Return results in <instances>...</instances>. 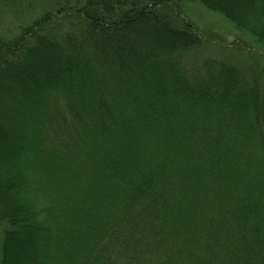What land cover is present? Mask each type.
Listing matches in <instances>:
<instances>
[{
    "label": "trees",
    "instance_id": "1",
    "mask_svg": "<svg viewBox=\"0 0 264 264\" xmlns=\"http://www.w3.org/2000/svg\"><path fill=\"white\" fill-rule=\"evenodd\" d=\"M187 1L264 49L228 0H82L0 33V264L22 240L35 264H264L262 77L189 72Z\"/></svg>",
    "mask_w": 264,
    "mask_h": 264
},
{
    "label": "rangeland",
    "instance_id": "2",
    "mask_svg": "<svg viewBox=\"0 0 264 264\" xmlns=\"http://www.w3.org/2000/svg\"><path fill=\"white\" fill-rule=\"evenodd\" d=\"M228 1L231 6L236 9L239 8L245 18L253 19L257 23L264 21V6H262L264 0ZM81 2L82 0H13L5 4L2 3L0 33L5 40H13L20 35L23 28L33 27L48 14H56L62 8H77ZM183 7L184 15L181 14L179 18L194 25L203 40L200 48L185 54L183 57V64L189 72L204 71L208 61H216L237 68L247 77L260 74L262 78L257 80V83L263 86L264 49L255 44L254 38L241 32L225 17L219 13L209 11L197 1H187ZM150 31L147 33V38L149 35L150 38L152 37ZM37 66L40 70L43 67H48L46 65L42 67L41 64ZM15 134L16 132L10 137L16 138ZM0 137L5 139V137ZM6 146L11 147L13 145L10 143ZM7 230L8 225L0 222V263L2 245ZM12 251L13 264H35L33 240L17 242Z\"/></svg>",
    "mask_w": 264,
    "mask_h": 264
}]
</instances>
